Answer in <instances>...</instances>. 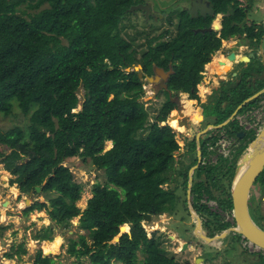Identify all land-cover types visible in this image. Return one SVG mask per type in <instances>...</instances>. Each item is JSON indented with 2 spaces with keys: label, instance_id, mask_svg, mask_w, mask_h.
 Instances as JSON below:
<instances>
[{
  "label": "trees",
  "instance_id": "16d2710c",
  "mask_svg": "<svg viewBox=\"0 0 264 264\" xmlns=\"http://www.w3.org/2000/svg\"><path fill=\"white\" fill-rule=\"evenodd\" d=\"M254 1L215 0L216 9L223 13L219 35L195 31L199 22L186 17L178 20L168 38L148 31L145 44L139 45L135 35L123 34L121 23L137 0H0V114L26 116L24 124L0 130V162L14 175L9 183L16 184L20 193L39 185L48 201L34 200L22 213L44 209L63 226L79 215V226L92 239L88 242L84 234L69 238L67 251L76 257L87 256L88 264H176L157 247L154 235L147 236L142 215L174 211L179 202L176 184L168 188L163 184L181 177L185 195L188 169L197 161L194 139L180 159L174 157L181 131H188L181 111L176 114L180 122H170L178 111L177 91L188 93L186 100L200 110L198 120L206 117L220 123L264 86V59L261 62L260 55H255L234 77L220 82L210 102L199 95L204 65L221 47L222 39L240 36L257 52L264 22L247 18ZM136 64L145 75L156 66L172 69L166 84L174 94L164 90L165 98L152 117L140 100L144 89L137 70L132 69ZM79 88L83 89L81 107L73 111L79 103ZM263 98L264 92L237 114L259 106ZM206 106L212 108L208 115L203 113ZM241 129L235 116L223 127L212 129V134L200 140L201 154H207L206 141L215 142L220 132L235 137ZM249 132L232 158L220 155L215 163L200 164L194 170L208 178L203 192L228 212L238 155L256 135L254 130ZM106 140L112 142L108 149H104ZM70 158L88 160L105 175L104 180L92 183L82 210L76 202L83 183L65 163ZM210 183L219 188L217 194ZM256 183L263 192L264 168ZM197 190L201 192L194 183L191 192ZM195 206L213 217L216 214L209 207ZM231 225L234 222L219 224L217 220L210 233ZM50 229L35 238H49ZM13 251L7 255L23 254L27 249L20 243ZM138 251L143 254L139 261ZM33 264H56V255H44L38 249Z\"/></svg>",
  "mask_w": 264,
  "mask_h": 264
},
{
  "label": "rangeland",
  "instance_id": "374dc122",
  "mask_svg": "<svg viewBox=\"0 0 264 264\" xmlns=\"http://www.w3.org/2000/svg\"><path fill=\"white\" fill-rule=\"evenodd\" d=\"M259 3V0H257ZM264 0H260V7L262 9L256 10V12H251L250 17L253 18V20L257 21L259 19L264 18V4L261 3ZM43 5H46V3H43ZM255 6V5H254ZM259 7V8H260ZM25 8V11H30L31 9L27 7H22ZM20 11V10H19ZM220 17V16H219ZM122 25L124 24V29H123V34H126V32L129 35H135L136 36V43L139 45H144L145 44V34L146 32L150 31V33H157V30L154 27L165 25L164 22L159 21V22H154V21H144L142 17L135 16L131 13H127L125 17H123L122 20ZM154 25V26H153ZM149 33V34H150ZM238 40H241V38L238 37H232V40L228 41L226 47H220L222 48V51L219 52L216 50L210 58V61L204 65L203 68V76L202 79L199 83V95L201 99L205 102H210L213 98V94L216 93L219 90V85L217 84L218 78L215 77L216 73L212 71L213 69V64L219 60V53L224 57L226 56L229 51L233 50L236 46V42ZM261 41V40H260ZM263 41V46H264V39ZM261 41V42H262ZM261 43H259V48ZM222 46V45H221ZM263 51V50H262ZM262 51H258V53H262ZM241 48H236L235 49V54L241 53ZM263 54V53H262ZM236 56V55H235ZM239 56V55H237ZM230 61V60H229ZM257 62V60H255ZM254 61V62H255ZM259 61H263L261 57L259 58ZM264 62V61H263ZM236 63V64H235ZM235 69L240 68V63L235 62ZM264 64V63H263ZM232 69V68H231ZM229 69V70H231ZM228 71V70H227ZM223 72V71H221ZM226 72V71H225ZM224 73V72H223ZM227 77L225 78L224 75L221 74L224 80H227V78L230 76L229 74H225ZM212 76V77H211ZM234 77V76H233ZM143 81V95L140 97V100L144 102L145 107L148 110L149 117H152L155 113V111L160 107L163 99L165 96L162 93V90L159 87V82H150L148 79L141 78ZM223 81V80H222ZM215 82V83H214ZM200 84L202 85L201 90H200ZM215 85L217 88L213 89V92L211 94H207L208 91H211V86ZM206 88V91H205ZM216 90V92H215ZM164 92V91H163ZM77 95L79 97V103L78 105L73 109V111H77L81 107V101L83 98V89L79 88L77 91ZM181 94H178L177 100L179 101V104H181ZM257 107L255 109H260V111L257 114L251 113L245 111L241 112L236 116L238 119V123L241 124V127L246 130V132L249 134L250 130H255L254 129V121H257V119L261 117V115L264 113V98L261 99L258 102ZM181 107V106H180ZM198 109V108H197ZM211 106H206L205 109H203L204 115H208L212 110ZM196 111V110H195ZM176 114H180L178 111L171 117L170 122L171 123H177L180 121L178 119V116ZM194 113H190L189 115H184V117H180L181 120H186L187 123L191 117L195 118ZM199 115V114H198ZM195 116V117H194ZM198 118V117H197ZM200 121V120H199ZM26 122V116L22 113H12L8 115L0 114V130H6L10 128L13 125L16 124H24ZM189 125V126H188ZM198 126V129H195L192 125V123L187 124L188 131H181L180 139H179V146L180 148L177 149L174 154H175V159H180L181 151L184 150L186 142L192 138L195 137L196 132L199 129H203L206 125L202 123L200 126ZM212 129H209L207 132L203 134V137L212 134ZM213 133H215V130H213ZM225 134L224 131L220 132L219 138ZM230 137V136H229ZM240 140H235V143L229 144V138H225L223 142L225 143L224 145H221L219 143V152L218 148L216 149L215 153L218 152L219 155L225 156V157H231L232 158V153L236 151L238 148L239 144L244 143L246 138H239ZM111 143H107V140L105 141L104 144V149L110 147ZM1 147V146H0ZM4 150V149H3ZM235 150V151H234ZM213 153V154H215ZM239 156V155H238ZM184 160L185 158L182 157ZM238 159V158H237ZM182 160V159H181ZM180 160V161H181ZM230 162V161H229ZM67 165L70 166L72 171L74 172V177L77 181H80L83 183V191L81 193L80 198L77 200V205H79L80 209L82 210L87 203V199L91 196V185L95 180H104L105 175L104 171L102 169L96 168L94 165L90 163V161L86 160L83 161L79 158H70L65 161ZM14 175H12L9 171L5 170L3 168V163L0 162V201L9 198L11 200L10 206L6 207L3 209V211L0 209V217L4 220L6 215L7 218V223L9 225V228H3L2 225L5 222H2L3 220L0 219V229L7 231V234H1L0 235V251L1 253H4L5 250H8L10 245L17 244V243H22L23 246H26L27 248V253L24 255H19L16 258V264H32V258L36 251L38 249H41L42 252L45 253H52L56 255V264H88L89 259L87 256H80L76 257L75 255L69 254L67 251L68 243H69V238H75L77 239L79 235L84 234L85 239L89 242L91 241L92 237L90 236V233L85 229L81 228L79 226V215H76L72 217L66 224L65 226L61 224H56L54 220L50 219L48 216L47 212L44 209H34L30 211L28 214H23L22 209L25 207L26 200L29 198L30 202L34 200H41V201H46V196L41 192H34L31 191L29 193H19L17 185L16 184H10L9 180L12 178ZM195 177L196 181L198 180V173L195 172ZM176 181L173 183L175 184ZM217 184L226 186L225 182H219L217 181ZM165 183L163 184V187H165ZM212 186V185H211ZM14 187L17 189V194H13L12 191H14ZM213 187V186H212ZM177 188V186H176ZM259 188L261 189V186L256 183L254 186L251 188L252 192H250V199H254L256 197V202L259 203V207L262 213H264V190L262 196L256 195V193H260ZM215 192H219V188L215 190ZM175 194L179 197H183V193L178 190V188L175 190ZM252 194V195H251ZM25 196V197H24ZM210 202V206L212 208L214 207V203L212 201ZM22 204V205H21ZM175 209L173 211L174 219L175 217L187 219V210L184 206V203L182 201H179L178 203L175 204ZM164 214L162 213L161 215H157L161 217V220L164 219ZM224 217H226V213L224 212ZM153 217H156L155 215ZM10 219V220H8ZM143 222V221H142ZM173 228L176 230H180L184 232L182 226L177 223L175 225V220L170 221ZM147 229H151L149 226V223L145 224ZM155 226V224H154ZM51 228V229H50ZM50 229V237L52 238H35L37 234L44 233V232H49ZM162 235V234H161ZM167 255L171 256L175 259L181 257V253L177 254H172L171 252H167ZM0 256V264H4L3 261L1 260ZM143 254L142 252L138 251V260H142ZM174 260V259H173ZM175 261V260H174ZM117 263V261H113L112 264Z\"/></svg>",
  "mask_w": 264,
  "mask_h": 264
},
{
  "label": "flooded vegetation",
  "instance_id": "af4514ba",
  "mask_svg": "<svg viewBox=\"0 0 264 264\" xmlns=\"http://www.w3.org/2000/svg\"><path fill=\"white\" fill-rule=\"evenodd\" d=\"M214 1L215 0H137L135 4H139V7L129 12H131V14L135 16H138V17L141 16L144 21L164 22L165 25L158 26V28L154 27L157 30V33L151 32L150 34H154V35L163 34L165 38H168L170 35L174 34V32L176 31L178 20L180 18L186 19V17L190 19H195L199 22L198 25L194 27L195 31H198L202 28L211 27L212 28L211 31H215L216 35H219V29H218L219 27L218 28L214 27L213 22L217 17L219 18V13H221L222 16H223V13L219 12V10L216 9ZM235 37L241 38L240 36H235ZM250 51H253V50L250 48ZM253 57H251L250 60ZM239 63L240 65L242 64L241 62ZM156 67H159V66H156ZM154 69H153V73H154ZM153 73L149 75H152ZM144 76H148V75L143 74V78ZM166 80L160 79L158 81L159 87L162 90V93L164 96H165L164 90H167L168 95L171 96L172 94H174V91L169 90L167 88ZM217 84L219 85V81H217ZM164 85L166 87H164ZM217 87L212 86L210 94L213 92V89ZM196 113L199 114V111H196ZM197 114H195L196 117L195 116L194 117L196 120V124L199 125L200 128H201L200 125L202 123H204L205 125L209 123L206 117H204L202 121L201 120L199 121L197 118L198 117ZM192 118L193 117L189 119L188 124L192 123ZM245 134H246V131L244 132L242 136L243 138ZM195 137H196V134H195ZM195 137L190 138L186 142V146L184 150L181 151V154L187 151L188 143L192 139H194L196 143ZM202 137H203V134L200 137V139ZM228 138L230 142L229 144L231 145L232 143L233 144L235 143V140H240L239 138L241 137H238L236 134L235 137L230 136ZM204 157H205L204 155L201 156L200 164L202 165L213 164L219 159L218 157L215 161H205ZM195 179H196L195 172H193L192 185L195 183L197 186H199V190L201 192L199 193L198 190L191 192L190 200H191L194 210L197 213V216L200 219L201 229L208 236L211 237L214 234L220 233L223 230L221 229L218 232L210 233L212 228L217 224V220H219V224H222L223 222L227 221L225 217L223 216L224 212H227V210H224L222 207H220V205H218V202L215 199H209L208 195L203 192L204 190L203 186H205L206 183H208L207 182L208 178L203 173L198 174L197 181ZM187 180H188V174H187ZM165 184H166L165 188H168V186H172V184L174 183L166 182ZM175 184L178 190H180L183 193L184 190H183V182H182L181 177L178 178V181H176ZM192 185H191V188H192ZM210 186H211V183H210ZM212 189H214V191L217 190L215 188H212ZM259 191L260 193H256V195L262 196L263 194L262 189L259 188ZM217 193L215 192V194ZM184 198H185L184 206H186V210L188 212L187 219H183L179 217H175L174 219L173 211L172 212L163 211L157 214L155 213L151 214V220H149L148 222L150 224L149 226L151 227V235L152 236L154 235L155 243L157 244V247L160 250H162V252L166 256L174 259L176 264H264V249L257 247L251 240H249L248 238L244 236L233 234V233H228L222 236L219 235L215 239L211 238L207 240L201 236L196 235L194 231L197 225V219L195 216H193L190 213L188 209L187 182H186L185 195L183 193V197L182 198L179 197V201L183 202ZM209 201H212L214 203L215 208H212L210 206ZM195 204L209 207L211 211L216 213L215 216L213 217L207 214L202 209H198L195 206ZM249 212H250L252 219L259 226L264 228V213L261 212L259 203L256 202V197H254V199L249 198ZM162 213L164 214L163 215L164 219L161 220V217L157 215H161ZM154 215L156 217H153ZM171 220H175V225H177V223H179V225L181 224L180 226H182L184 232L181 231L182 229L180 230L174 229L170 222ZM154 224H155V227H154ZM167 252H171L172 254L181 253L182 255L180 258L175 259L172 257V255L171 256L167 255ZM112 263L113 262H111L110 264Z\"/></svg>",
  "mask_w": 264,
  "mask_h": 264
},
{
  "label": "water",
  "instance_id": "95a60500",
  "mask_svg": "<svg viewBox=\"0 0 264 264\" xmlns=\"http://www.w3.org/2000/svg\"><path fill=\"white\" fill-rule=\"evenodd\" d=\"M139 7V4H133L131 5L128 10L132 11ZM221 28V24L219 25V29ZM202 31L208 30L211 31L212 28H202L200 29ZM223 41V40H222ZM260 47L263 50L262 45ZM235 57L238 62H242L244 65L245 63H248L251 57L255 55L253 51H250L247 54L241 55L245 56L247 58V61L244 59H240L241 56H235L233 53H230L227 55V57ZM242 65V66H243ZM245 66V65H244ZM127 70H130L129 67L126 68ZM134 70H137V75L141 79L143 78V72L140 70L141 65L136 64L133 66ZM241 68L236 69V74L240 71ZM172 72V69L164 70L161 67H155L154 73L152 75L144 76L145 79H148L150 82H158L160 79L166 80L168 75ZM234 72V71H233ZM232 72V73H233ZM231 73V74H232ZM234 74V73H233ZM233 76V75H232ZM232 76H229L227 79L232 78ZM225 78L222 76L218 77V81H222ZM164 87H166L164 85ZM264 92V86L249 95L247 98H245L241 103H239L236 108L232 111V113L222 122L220 123H209L204 127L203 129H199L196 132V147H197V161L195 164L189 167L188 169V180H187V203H188V209L190 213L196 217L197 219V225L195 227L194 233L198 236H201L207 240L213 238L214 236L219 235H226L228 233L238 234L241 236H244L251 240L257 247L264 249V228L259 226L251 217L249 212V198H250V192L251 188L254 186L255 180L257 176L261 173V171L264 168V117L261 118L262 125L256 135L246 143V145L243 147L242 151L240 152L238 159L235 164L234 172L231 179L230 184V197L232 202V214H233V222L234 225L228 226L224 228L220 233H216L213 236H208L200 227V219L197 216L196 211L194 210L191 200H190V193H191V185H192V175L194 170L198 167L200 164L201 159V145H200V136L205 133L207 130L213 128H221L224 125H226L233 117L236 115L238 110L248 101L254 99L255 97L261 95ZM178 102V112L180 113V104ZM200 111V110H199ZM186 122V120H184ZM183 121V122H184ZM180 122V121H179ZM192 125L195 129H198V126L196 124L195 118H192ZM245 132V129L239 130L236 134L238 137H242ZM110 148V147H108ZM106 148V149H108ZM178 167V166H177ZM41 190V187L39 185H36L34 187L35 192H39ZM19 191V190H18ZM8 198H5V201H7ZM11 202V200H10ZM28 202V199L26 200L25 206H28L32 203ZM143 220H151V214L150 213H143L142 215ZM44 255L49 253H43Z\"/></svg>",
  "mask_w": 264,
  "mask_h": 264
},
{
  "label": "crops",
  "instance_id": "0c3cea01",
  "mask_svg": "<svg viewBox=\"0 0 264 264\" xmlns=\"http://www.w3.org/2000/svg\"><path fill=\"white\" fill-rule=\"evenodd\" d=\"M259 3H260V0H259ZM258 3V1L257 0H255L254 1V3H253V6H252V8L249 10V13H248V19H253V18H251L250 17V14H251V12H256V10H259V9H262L261 7H260V4ZM261 3H263L264 4V1L263 2H261ZM255 5V6H254ZM260 7V8H259ZM219 22H220V24H221V19H222V15H221V13H219ZM257 23H260V22H264V18L263 19H259V20H257L256 21ZM234 37V36H233ZM264 39V37L261 39V41ZM223 41H222V46L221 47H226V46H228L227 44V42L228 41H230V40H232V37H229V38H227V39H222ZM261 43V45H262V47H263V51H262V48L260 49L259 47H258V50H257V52H255V55H260V57H261V59L263 60L264 59V46H263V41L262 42H260ZM236 46H238L239 48H241V53H238V54H235V49L236 48H238V47H236ZM236 46H235V48L233 49V50H231V51H229V53L228 54H230V53H233L234 55H244V54H247V53H249V51H250V48L248 47V45L247 44H245L243 41H241V40H238L237 42H236ZM220 50H218L219 52H221L222 51V48H219ZM258 51H262V53H258ZM227 54V55H228ZM219 63H217V62H215L214 64H213V69H212V71H214L215 73H216V75H215V77L216 78H218L219 76H221V74L222 75H224V77H226V75L225 74H229V75H231V70L233 69L232 67V62H231V57L233 56V55H231V57H227V55L226 56H222L220 53H219ZM230 60V61H229ZM250 61V60H249ZM249 61H248V63H249ZM236 62H238L237 61V59H236ZM234 63H235V61H234ZM239 63V62H238ZM242 63V62H241ZM248 63H245L244 65L246 66ZM236 64V63H235ZM206 65V64H205ZM243 64H241L240 65V68H242V67H244V65L242 66ZM235 66V65H234ZM232 68V69H231ZM229 69H231V70H229ZM228 70V71H227ZM221 71H223V72H221ZM226 71V72H225ZM202 73H203V71H202ZM212 77V76H211ZM221 81H219V83H220ZM212 86H215V85H212ZM211 86V87H212ZM210 92L211 91H208L207 92V94L209 93L210 94ZM192 106H193V108H194V110H196L197 111V108L192 104ZM196 111H194V112H196ZM206 137V136H205ZM19 193H20V191H19ZM4 216H5V218H4V220L0 217V219L1 220H3L2 222H5L2 226H5V229L6 228H9V225H8V221H7V218H6V215L4 214ZM8 220H10V219H8ZM145 222L148 224V220H145ZM2 231L3 230H1L0 229V235L2 234ZM218 232V231H217ZM7 234V231L6 230H4V232H3V234ZM2 234V235H3ZM218 236H214L212 239H215V238H217ZM18 244H20V243H17V244H15V245H13V244H11L10 245V247H9V249L8 250H5V252L4 253H1V251H0V256L2 257L1 258V260L3 261V263L5 264H16V257L17 256H19V255H24V254H26L27 253V251H26V253H23V254H12V256H8L7 255V252H9V251H11V252H14L13 251V248H16V246L18 245ZM24 247H26V246H24ZM27 249V248H26ZM44 253V252H43ZM34 257V256H33ZM56 263H57V261H56ZM32 264H33V258H32Z\"/></svg>",
  "mask_w": 264,
  "mask_h": 264
},
{
  "label": "built area",
  "instance_id": "2783aa9c",
  "mask_svg": "<svg viewBox=\"0 0 264 264\" xmlns=\"http://www.w3.org/2000/svg\"><path fill=\"white\" fill-rule=\"evenodd\" d=\"M249 111L251 113H254V114H257L260 109H255V108H248L245 113ZM264 117V113L261 115L260 119L258 118L257 121H254L253 124H254V131H258L261 127V118ZM238 120V119H237ZM241 125V124H240ZM225 138H228L226 135H222L220 138L218 137L217 140L215 142H212V141H206V148H207V154L204 155V160L205 161H215L218 156H219V143H221V145H224L225 143L223 142V140H225ZM218 148V152L215 153L216 149ZM215 153V154H213ZM226 213V217L225 219L227 221H230V222H233V214H232V211L230 212H225ZM142 226L144 227V229L146 230V234L148 237L151 236V229H147L146 225H145V220H142Z\"/></svg>",
  "mask_w": 264,
  "mask_h": 264
},
{
  "label": "bare ground",
  "instance_id": "6f19581e",
  "mask_svg": "<svg viewBox=\"0 0 264 264\" xmlns=\"http://www.w3.org/2000/svg\"><path fill=\"white\" fill-rule=\"evenodd\" d=\"M214 27L218 28L219 25H220V22H219V18L217 17L215 20H214ZM241 56V55H240ZM240 59H244L245 61H247V58L245 56H241ZM231 62H232V68L234 69L235 68V64H234V61L235 60V57H231ZM217 63H219V60L216 61ZM231 70V73H235V71H237L236 69L235 70ZM233 73L231 75H233ZM227 77V76H226ZM225 77V78H226ZM215 83V82H214ZM201 87L202 85L200 84V90H201ZM205 91H206V88H205ZM180 111L186 116V115H189L190 113H194V108L193 106L186 100V94L185 93H181V107H180ZM107 143H111V140H107ZM111 145V144H110ZM15 189V188H14ZM13 194H17V189H15L14 191H12ZM25 197V196H24ZM28 202L30 203V199L28 198ZM10 199L8 198L7 201H5V199L1 200L0 201V209L3 211L4 208L10 206ZM22 205V204H21ZM150 225V224H149ZM155 227V226H154ZM151 228V227H150ZM6 264V263H5Z\"/></svg>",
  "mask_w": 264,
  "mask_h": 264
},
{
  "label": "clouds",
  "instance_id": "9594fccd",
  "mask_svg": "<svg viewBox=\"0 0 264 264\" xmlns=\"http://www.w3.org/2000/svg\"><path fill=\"white\" fill-rule=\"evenodd\" d=\"M221 26H222V25H221ZM218 29H219V28H218ZM219 30H220V29H219ZM263 37H264V33H263L262 38H263ZM217 50H218V49H217ZM254 56H255V55H254ZM230 76H231V75H230ZM182 92H183V91H178L177 93H178V94H181ZM184 93H186V98H187V100H189V98H188V93H187V92H184ZM180 105H181V104H180ZM197 111H199V109H197ZM199 112H200V111H199ZM238 114H240V113H238ZM238 114L236 113V115H234V116L236 117ZM236 119H237V118H236ZM261 122H262V121H261ZM209 123H210V122H209ZM209 123H207V124H209ZM238 124H239V123H238ZM261 125H262V123H261ZM240 126H241V125H240ZM205 127H206V126H205ZM242 129H243V128H242ZM207 131H208V130H207ZM207 131H206V132H207ZM255 132H256V131H255ZM257 132H258V131H257ZM257 132H256V133H257ZM203 134H204V133H203ZM224 135H226V134H224ZM201 136H202V135H201ZM201 136H200V137H201ZM226 136H228V135H226ZM218 137H219V136H218ZM228 137H229V136H228ZM202 138H206V137H202ZM202 138H201V139H202ZM201 139H200V140H201ZM208 141H210V140H208ZM111 145H112V142H111ZM111 145H110V147H111ZM185 146H186V144H185ZM177 151H178V150H177ZM174 156H175V154H174ZM201 156H202V154H201ZM219 156H220V155H219ZM219 156H218V157H219ZM224 157H225V156H224ZM200 160H201V159H200ZM142 220H143V219H142ZM145 224H146V223H145Z\"/></svg>",
  "mask_w": 264,
  "mask_h": 264
}]
</instances>
